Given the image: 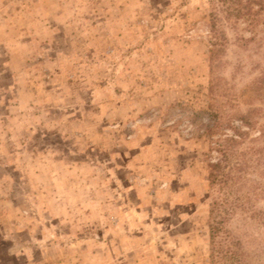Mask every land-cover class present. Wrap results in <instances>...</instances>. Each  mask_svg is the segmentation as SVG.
I'll list each match as a JSON object with an SVG mask.
<instances>
[{"label": "rangeland", "instance_id": "374dc122", "mask_svg": "<svg viewBox=\"0 0 264 264\" xmlns=\"http://www.w3.org/2000/svg\"><path fill=\"white\" fill-rule=\"evenodd\" d=\"M228 6L0 0V264H210L218 155L192 113L213 83L264 126V11ZM253 200L227 227L264 264Z\"/></svg>", "mask_w": 264, "mask_h": 264}, {"label": "trees", "instance_id": "16d2710c", "mask_svg": "<svg viewBox=\"0 0 264 264\" xmlns=\"http://www.w3.org/2000/svg\"><path fill=\"white\" fill-rule=\"evenodd\" d=\"M224 2L229 4L230 16H245L250 24L260 22L264 0ZM219 22V15L212 12L211 32L216 39ZM209 94L211 102L208 110L192 113V121L195 118L203 122L200 132L209 137L214 145L212 150L218 155L209 164V187L218 194L210 209V264H251L249 254L228 229L227 223L237 210L249 209L253 199L264 194L262 181L250 178L256 174L264 180V126L261 127L255 119L259 109L226 118L219 87L212 83ZM259 128L260 133L252 136L251 132Z\"/></svg>", "mask_w": 264, "mask_h": 264}]
</instances>
